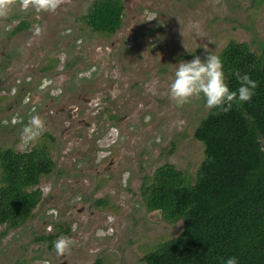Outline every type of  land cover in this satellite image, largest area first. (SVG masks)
Returning a JSON list of instances; mask_svg holds the SVG:
<instances>
[{
    "label": "rangeland",
    "instance_id": "374dc122",
    "mask_svg": "<svg viewBox=\"0 0 264 264\" xmlns=\"http://www.w3.org/2000/svg\"><path fill=\"white\" fill-rule=\"evenodd\" d=\"M94 2L37 13L16 0L0 18V150L44 144L54 161L32 217L0 222V264H146L183 230L149 209L146 182L168 162L194 184L205 157L194 132L210 110L203 96L182 107L169 98L177 65L232 40L263 50L264 0H122L110 34L87 23ZM33 114L45 131L22 140ZM61 235L72 241L64 255L53 247Z\"/></svg>",
    "mask_w": 264,
    "mask_h": 264
},
{
    "label": "trees",
    "instance_id": "16d2710c",
    "mask_svg": "<svg viewBox=\"0 0 264 264\" xmlns=\"http://www.w3.org/2000/svg\"><path fill=\"white\" fill-rule=\"evenodd\" d=\"M122 0H95L87 14L93 30L110 34L122 23ZM261 54L248 42L230 41L220 53L230 90L235 73L258 82L249 102L228 113L212 109L196 127L205 157L194 184L171 163L159 166L146 182L147 206L166 220H183L182 232L144 255L146 264H264V42ZM54 161L44 144L30 151L0 150V222L26 223L43 198L38 184ZM43 239L53 240V235ZM100 264V261H98ZM37 264V263H33Z\"/></svg>",
    "mask_w": 264,
    "mask_h": 264
},
{
    "label": "clouds",
    "instance_id": "9594fccd",
    "mask_svg": "<svg viewBox=\"0 0 264 264\" xmlns=\"http://www.w3.org/2000/svg\"><path fill=\"white\" fill-rule=\"evenodd\" d=\"M16 0H0V18H6ZM64 3V0H19L22 10L33 9L37 13H55ZM154 19V18H153ZM43 28L34 26V34L41 35ZM205 59L194 56L190 61H181L175 71L174 78L168 86L169 98L182 107L191 102L193 98L203 96L207 109H216L217 113H228L234 103L249 102L255 94L258 82L249 74L235 73L238 87L230 90L225 81L223 62L221 58L212 53L207 46L204 47ZM45 122L38 114H33L21 130V139L34 141L45 131ZM69 237L59 236L53 247L58 255H64L71 247ZM225 264H238L235 256L227 258Z\"/></svg>",
    "mask_w": 264,
    "mask_h": 264
},
{
    "label": "flooded vegetation",
    "instance_id": "af4514ba",
    "mask_svg": "<svg viewBox=\"0 0 264 264\" xmlns=\"http://www.w3.org/2000/svg\"><path fill=\"white\" fill-rule=\"evenodd\" d=\"M162 165H163V164H162ZM159 166H161V165H159ZM159 166H158V167H159ZM158 167L154 170V172H153V177L151 178V181L154 180V176H155V174H156V171H157ZM149 182H150V181H149Z\"/></svg>",
    "mask_w": 264,
    "mask_h": 264
}]
</instances>
